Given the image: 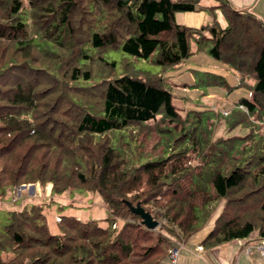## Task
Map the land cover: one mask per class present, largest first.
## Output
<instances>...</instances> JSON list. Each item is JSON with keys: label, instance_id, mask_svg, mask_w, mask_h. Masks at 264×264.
<instances>
[{"label": "trees", "instance_id": "16d2710c", "mask_svg": "<svg viewBox=\"0 0 264 264\" xmlns=\"http://www.w3.org/2000/svg\"><path fill=\"white\" fill-rule=\"evenodd\" d=\"M198 1L0 0V196L50 184V196L97 193L106 209L100 220L60 214L53 231L46 202L29 199L0 225V264H155L217 210L203 246L264 240V23L225 0V27L177 22ZM118 48L160 70L122 60L117 74L105 54ZM204 50L251 91L206 122L205 110L180 113L164 74ZM220 116L248 131L215 135ZM139 133L156 141L133 157ZM126 201L158 226L143 225Z\"/></svg>", "mask_w": 264, "mask_h": 264}, {"label": "rangeland", "instance_id": "374dc122", "mask_svg": "<svg viewBox=\"0 0 264 264\" xmlns=\"http://www.w3.org/2000/svg\"><path fill=\"white\" fill-rule=\"evenodd\" d=\"M204 52H205V50H204ZM105 57L109 61H111V60L115 61V63H116L115 68H116L117 74L118 73L120 74L123 71L122 62H121L122 60H127L136 69L146 70V71H149L152 73L160 70V66L152 63L149 59H143V58L132 56L130 54L123 52L121 48L109 50L105 54ZM199 65H200V67L198 69H197V67H195L196 68L195 70H198V71L193 72V78L191 77V79H188V77H189L188 73H180V74H177L175 76L170 75V77L173 80H175V82L178 80H182L181 78H183L185 81H189L190 83H195V85H193V86L191 85L189 87H186V90L183 87L181 88V86L179 84L176 86L174 85L173 88L171 89L172 94H173V102L180 108V113L184 114V112L188 111V109L189 110H195V108H193V106H190V105H192V104H190V101L196 105L205 104V102H204L205 100L203 97H205L207 92H209V88H208L209 85L207 86L206 83L210 82V80H212V78H211V75H209V74H206V76H205L204 71L201 70V68L202 67L208 68L209 66H212V65L208 64V63H204L202 61H200ZM171 71L173 72V70L167 69V70H165L164 74L169 76V73ZM191 74H192V72H191ZM224 79H225V82L228 83L229 80L227 78H224ZM219 89H225V88L219 87ZM247 90L248 89H246V88L245 89L241 88V89H233L227 93L224 92L222 95V101L226 102V100L228 98H230V96H232L235 99L238 97H242V96L246 97L245 91H247ZM213 99H214L212 101L213 104L206 103V105H203L207 109V110H205V112L202 116L203 121H205V118H207V117H210L212 119L213 118L212 117L213 112L214 113L215 112H221V113L226 112L227 113L230 110H232V108H230L231 107L230 105L226 106L227 109H223L222 106L219 105V103L222 102L221 101V95L214 94ZM213 105H216L219 110L209 109V107H212ZM196 109H201V108H199V106H196ZM242 109H245V107ZM263 117H264V115H263ZM228 118H230V117H228ZM224 122H225V119L220 116V118H218V122L216 124L215 129H214L215 135L227 136V135H232V134H244L248 131L246 126H240V125L232 128V129H227V124L225 126L226 122L225 123ZM208 127H211V125H209ZM132 131H133V133H136L135 130H132ZM125 133H126L125 129L122 131H118V130L115 131V136L111 140L112 144L116 143V141H117L116 138H117L118 134L123 135ZM256 134L261 136V137H264V128L263 127L260 128ZM136 137L137 138L135 140H131V141L129 140L131 143V146H132V153L133 154H131V155L133 157H136L138 149H144L147 141L149 143L146 147H149L150 145H152V143H155V141H156L155 136L152 138L146 137L145 139L142 140V138H140V133H139V134H136ZM163 142H164V140L160 144L161 148H163L162 146H164ZM167 143L170 144L171 149L174 148L172 138L170 140H168ZM138 144L142 145L141 146L142 148L140 146H138ZM169 147H167V148H169ZM153 153L154 152H152V154ZM50 186H51L50 184H47V185H45L44 189L42 190L41 187L37 183H35V184L28 183V184H25L24 187H22L20 185V187L14 189L13 192L10 194L6 193L3 196H0V225L4 224V222H6L7 214H8L9 210H11L13 208L21 207V205H23L27 201H31L29 199H32V201L33 200L39 201V200L43 199L46 202L45 204H43V205H45L43 212L45 213L46 223H47L49 229L53 230V231L56 230L55 220L57 219L58 215H60V214H71L74 216L76 215L78 218H81V219L92 218V219H97V220H100V218H102L106 215V209H105L104 203L102 202L100 196L97 193H93V194L89 195V192H86V191H71L68 194H64V195L50 196V193H49V187ZM34 194L36 196H33ZM20 196H22V197L26 196V197L21 198ZM13 198H16V199L18 198V199L15 202H12V201H14ZM216 212L206 225H210L212 227ZM252 251H253L252 252L253 254L258 253L256 249H253Z\"/></svg>", "mask_w": 264, "mask_h": 264}, {"label": "crops", "instance_id": "0c3cea01", "mask_svg": "<svg viewBox=\"0 0 264 264\" xmlns=\"http://www.w3.org/2000/svg\"><path fill=\"white\" fill-rule=\"evenodd\" d=\"M225 1L226 5L231 9L248 11L255 15L259 21L264 23V0ZM222 2L223 0H199L198 9L192 11L177 12L175 14V18L177 22L191 28H199L200 26L207 23L210 24L213 21H216L221 27H225L227 25V19L221 7ZM200 61L212 65L208 68H201V70L204 71L205 76L206 74H209L218 76L222 79L227 78L229 81L226 84L228 86H232V90L243 88L235 87L237 78L233 71L229 68V66L218 60L215 61V59H213L204 51L197 52L191 55L186 60H184L177 68L171 69L173 70V72L171 71L169 73V76H166H168L174 82L175 86L179 84L181 88L183 87L186 90V87H189L191 85L193 86L195 85V83L185 81L183 78H181L182 80L176 81V83L175 80L170 77V75L175 76L180 73H188V79H191V77L193 78V72L198 71L195 70V67H197V69L200 67ZM206 85H209V92H207L206 96L203 97L205 100V104L196 105L188 99L190 101V104H192L190 106H193L195 110H207L203 105H206V103L213 104L212 101L214 100V94L221 95L222 101L223 93L229 92L226 91V88L220 84L217 85L206 83ZM218 86L225 89H219ZM245 93V98L250 99L251 91L247 90L245 91ZM239 98L240 97L235 99L230 96V98H228L226 102L222 101L219 103V105H221L223 109H227V105H230V108H232L238 102ZM196 106H199V108L201 109H196ZM209 109L219 110L216 105L209 107ZM50 189L51 186L49 187V193ZM33 196L36 195L34 194ZM210 229V225H205L203 228L192 234L186 240L175 241L174 246L176 245L178 249L175 261H171V259L167 255L155 264H264V255H260V253H252V250L256 249L257 243L261 241L256 239L255 234H251L247 238L233 239L220 245L206 247L203 246L201 242ZM248 247H250V251L246 252L245 249Z\"/></svg>", "mask_w": 264, "mask_h": 264}, {"label": "water", "instance_id": "95a60500", "mask_svg": "<svg viewBox=\"0 0 264 264\" xmlns=\"http://www.w3.org/2000/svg\"><path fill=\"white\" fill-rule=\"evenodd\" d=\"M22 187L25 186V184L21 185ZM127 206L129 207L130 211L140 217V221L143 225H145L149 229H154L158 226V221L153 218V216L150 214V212L145 211L138 203L135 205H132L130 202H125Z\"/></svg>", "mask_w": 264, "mask_h": 264}, {"label": "built area", "instance_id": "2783aa9c", "mask_svg": "<svg viewBox=\"0 0 264 264\" xmlns=\"http://www.w3.org/2000/svg\"><path fill=\"white\" fill-rule=\"evenodd\" d=\"M240 107L241 108H244L243 105H240ZM13 199L15 200L16 198H13ZM245 250H246V252H249L250 251V247L246 248ZM256 250L258 251V253H260V255H264V240H261L260 242L257 243ZM177 251H178V249H177V246L176 245L175 246H172L168 250V256L171 259V261H173V262L176 259Z\"/></svg>", "mask_w": 264, "mask_h": 264}]
</instances>
